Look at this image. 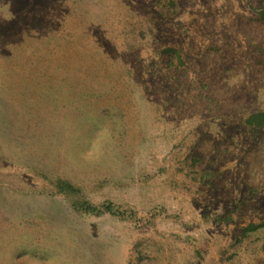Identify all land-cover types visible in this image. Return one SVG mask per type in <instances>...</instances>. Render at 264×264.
I'll list each match as a JSON object with an SVG mask.
<instances>
[{"label": "rangeland", "instance_id": "374dc122", "mask_svg": "<svg viewBox=\"0 0 264 264\" xmlns=\"http://www.w3.org/2000/svg\"><path fill=\"white\" fill-rule=\"evenodd\" d=\"M263 2L0 0V264H264Z\"/></svg>", "mask_w": 264, "mask_h": 264}, {"label": "trees", "instance_id": "16d2710c", "mask_svg": "<svg viewBox=\"0 0 264 264\" xmlns=\"http://www.w3.org/2000/svg\"><path fill=\"white\" fill-rule=\"evenodd\" d=\"M260 17L262 20H264V2L263 6L260 10ZM134 49H137V46H134ZM160 55H168L170 58L177 59V65H174L176 69H180L184 66V60L182 58V55L179 50L175 48H166L162 50L159 53ZM171 59L168 58V60H163L164 62V69L162 71L171 70V67L173 66ZM163 66L161 68H163ZM245 126L252 131H256L258 129H261L264 127V112H257L252 113L245 119L244 122ZM44 181H48V186L46 187V194L52 196H61L64 199L68 200L72 209L83 216H89V217H98L103 215H111L113 217H117L121 220L125 219H134V213L131 211H122L117 206H115L112 202L106 201L101 204H93L90 201L86 200L84 193L82 189L75 184H73L71 181L59 178L55 181H51L47 176H44ZM264 228V223L262 224H250L247 227H245L241 232V237L246 236L249 233H253L259 229ZM3 238V237H2ZM3 242V241H0ZM3 244V243H2ZM1 245V244H0Z\"/></svg>", "mask_w": 264, "mask_h": 264}]
</instances>
